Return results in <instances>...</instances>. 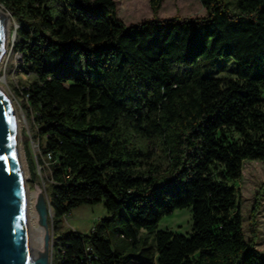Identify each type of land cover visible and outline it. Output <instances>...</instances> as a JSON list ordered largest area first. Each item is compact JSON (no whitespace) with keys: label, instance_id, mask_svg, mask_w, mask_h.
<instances>
[{"label":"trees","instance_id":"1","mask_svg":"<svg viewBox=\"0 0 264 264\" xmlns=\"http://www.w3.org/2000/svg\"><path fill=\"white\" fill-rule=\"evenodd\" d=\"M200 1L203 15L124 23L114 0H0L19 23L24 104L50 155L48 222L83 202L108 211L88 232H55L50 264H264L257 205L245 238L229 182L243 159L264 161V0ZM215 56L235 75L205 73ZM187 205L189 232L158 228Z\"/></svg>","mask_w":264,"mask_h":264},{"label":"rangeland","instance_id":"2","mask_svg":"<svg viewBox=\"0 0 264 264\" xmlns=\"http://www.w3.org/2000/svg\"><path fill=\"white\" fill-rule=\"evenodd\" d=\"M233 0H226L232 6ZM116 14L124 23L138 22L148 17L199 16L206 10L200 0H161L159 7L154 12L149 0H114ZM0 8L9 16L10 27L8 30V43L2 55H0V85L7 93L15 113L14 134L17 137V157L22 173L26 177L30 189L39 188L40 193L47 198L45 185L48 183L50 173L48 170V157H41L42 137H38L35 125V110L26 106L24 88L31 78V72L24 63L21 53L14 46L16 39L15 29L18 26L17 18L0 2ZM215 56L204 63V71L222 77L235 75V61L232 58L224 59ZM216 60V61H215ZM222 61V62H221ZM264 92V91H263ZM25 103V104H24ZM228 135L236 137L238 132L229 129ZM156 158L163 165L165 156L157 150ZM237 189L238 204L241 212L242 230L245 238L251 236L249 227V215L256 204L255 211V244L254 246L264 254V161L257 158H245L241 163V175L239 178L229 181ZM33 201L37 214L36 201ZM51 214H52V208ZM108 213L102 200L93 203L83 202L71 208L64 214L63 221L56 228L48 224L49 232V263L54 255L53 234L63 228H74L88 232L95 221ZM192 226L191 206L174 208L171 212L163 214L158 220V228H170L181 232H189ZM140 231H143L141 229ZM151 236V234H150Z\"/></svg>","mask_w":264,"mask_h":264},{"label":"water","instance_id":"3","mask_svg":"<svg viewBox=\"0 0 264 264\" xmlns=\"http://www.w3.org/2000/svg\"><path fill=\"white\" fill-rule=\"evenodd\" d=\"M9 110L7 99L0 93V264H25L30 251L24 241L25 203L13 149L14 121ZM36 208L38 221L47 227V231L44 235L45 251L36 254L35 264H50L48 217L52 214L42 194L38 195Z\"/></svg>","mask_w":264,"mask_h":264},{"label":"bare ground","instance_id":"4","mask_svg":"<svg viewBox=\"0 0 264 264\" xmlns=\"http://www.w3.org/2000/svg\"><path fill=\"white\" fill-rule=\"evenodd\" d=\"M0 29H1V50L0 55H2L7 47L8 43V30L10 27V19L9 16L0 8ZM0 93L7 99L9 104V111L12 114L13 121L15 120V113L13 107L11 105V101L5 92V90L0 85ZM14 154L16 157L18 174H19V183L21 187V191L24 197L25 209H24V241L27 245L28 250L30 251V255L26 260L25 264H35L36 254L42 253L45 251L44 246V235L47 231V227L40 225L38 221L37 228V214L36 209L34 208L33 201L37 195H40L39 188L30 189L26 182V177L22 173L21 166L18 161L17 153V137L14 134ZM49 252V246L48 250Z\"/></svg>","mask_w":264,"mask_h":264},{"label":"built area","instance_id":"5","mask_svg":"<svg viewBox=\"0 0 264 264\" xmlns=\"http://www.w3.org/2000/svg\"><path fill=\"white\" fill-rule=\"evenodd\" d=\"M47 156H48V157L50 156L49 153L47 154Z\"/></svg>","mask_w":264,"mask_h":264}]
</instances>
